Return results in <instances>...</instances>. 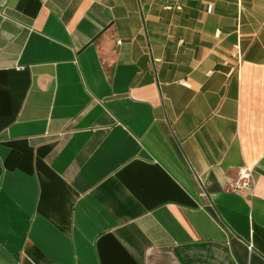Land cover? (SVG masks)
Wrapping results in <instances>:
<instances>
[{
	"label": "crops",
	"instance_id": "0c3cea01",
	"mask_svg": "<svg viewBox=\"0 0 264 264\" xmlns=\"http://www.w3.org/2000/svg\"><path fill=\"white\" fill-rule=\"evenodd\" d=\"M0 264H264V0H0Z\"/></svg>",
	"mask_w": 264,
	"mask_h": 264
},
{
	"label": "built area",
	"instance_id": "2783aa9c",
	"mask_svg": "<svg viewBox=\"0 0 264 264\" xmlns=\"http://www.w3.org/2000/svg\"><path fill=\"white\" fill-rule=\"evenodd\" d=\"M252 171H253L252 168H248V167L244 168L240 177L231 184V188L235 190L237 188L252 187V183H251Z\"/></svg>",
	"mask_w": 264,
	"mask_h": 264
}]
</instances>
